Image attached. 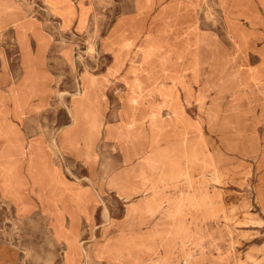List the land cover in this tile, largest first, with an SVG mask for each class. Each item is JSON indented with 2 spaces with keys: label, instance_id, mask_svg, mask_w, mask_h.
I'll return each instance as SVG.
<instances>
[{
  "label": "rangeland",
  "instance_id": "obj_1",
  "mask_svg": "<svg viewBox=\"0 0 264 264\" xmlns=\"http://www.w3.org/2000/svg\"><path fill=\"white\" fill-rule=\"evenodd\" d=\"M255 2L97 0L89 19L86 0L28 1L67 62L50 70L65 100L56 94L35 114L45 89L36 70L11 82V32L22 48L40 24L0 0L10 74L0 75V264H264V0ZM71 29L86 31L61 32ZM100 46L122 83L109 90L119 100L106 110L113 143L99 133ZM68 108L84 146L72 171L56 149ZM84 164L89 178L76 171ZM152 196L159 204L147 207Z\"/></svg>",
  "mask_w": 264,
  "mask_h": 264
},
{
  "label": "crops",
  "instance_id": "obj_2",
  "mask_svg": "<svg viewBox=\"0 0 264 264\" xmlns=\"http://www.w3.org/2000/svg\"><path fill=\"white\" fill-rule=\"evenodd\" d=\"M11 2H13L14 4L18 5L22 14L25 15L27 17V19L29 18L27 15V6H28V1L30 0H10ZM74 3H76L79 0H71ZM89 4H90V12H89V16L88 18L90 19V16L92 14V11L94 9V5H96V1L97 0H86ZM135 2L136 0H132V2ZM169 0H164V3L168 2ZM235 2L238 3V0H233ZM256 0H254L255 2ZM138 3H140V0H137ZM145 3V0H143V3ZM256 3V2H255ZM263 13H264V9H263ZM48 15V13H47ZM254 15L256 16L257 13H254ZM130 17H134V15H131ZM121 18H129V13L128 14H123L121 16ZM29 19H38L39 21V26H40V31L39 34L36 35V37L34 36V34H32L30 31L26 32V38H27V46L25 47H20L17 43L16 37L14 36V34L11 32V38L14 41V47H13V51H11V53L13 52L15 54V69L17 71H19V73L17 74V78L14 81H11L13 83H17L22 75H23V70H36L39 72L41 79L38 81V84L40 87H43L45 89V94L42 96L43 98H45L46 100V105L45 107L37 110L35 112L38 113L40 111H44L47 108V103H49L51 100H53V96L56 94H60V96H64L61 93H59V89L58 88V84H56L55 82V78H54V74L52 72H50V70L53 69H63L66 60L65 57L63 55L64 51L62 50L61 52L59 51V49L57 47H55L54 45H52L53 43V38L54 35H52L50 33V31L46 30L43 28V20L42 18H29ZM88 19V21H89ZM84 31H86L85 29L82 30L81 32L75 31V30H66V31H61L64 33H71L73 35H77L79 36L80 34H82ZM1 38V37H0ZM37 38L39 40H37ZM12 49V48H11ZM132 49V47L130 48ZM100 50V54L104 55L106 57V61H104L103 66L101 67V72L99 73L101 80H104V84L105 87H102V94H101V102L103 103L102 105V109L100 111H98V118L99 121L100 119H102L101 123L99 125H101L102 127H100V131L99 133L102 135L104 141H106V143H113L108 139H105V134L106 131L105 129L107 128L108 125L112 124L113 122H109L106 121V110L108 108L109 105H111V103L113 101L115 102H119L118 97H114L113 94L109 93V90L112 89L113 83H120L122 85L121 82H119L118 80L114 79L111 75H109L108 71L112 70V66H113V61L111 58V53H109L107 50H103L101 46L99 47ZM102 51V52H101ZM138 52V51H137ZM3 53V49L1 48L0 45V55ZM140 52H138L139 54ZM129 54V52H128ZM108 58V60H107ZM130 61H124L123 63H121L120 66H116V68L123 70L129 69ZM8 74L7 70H6V63L4 61V58H2L0 56V75H4V74ZM122 75V73L120 74ZM9 78H10V74H8ZM42 76L44 77V79H42ZM96 83H100L98 81V78L95 77L94 78ZM11 83L8 82L6 83V85H10ZM1 90L5 91V84H1ZM108 91V92H107ZM73 98L76 97V95H71ZM41 97V98H42ZM64 99V97H63ZM65 100V99H64ZM33 102L38 101L36 98L32 99ZM69 102H71V100H68ZM71 105H69L70 107ZM60 113V115H59ZM58 113V116H63V117H67V119H69L67 121L66 124L63 123L62 129L60 130V137L57 138V142H56V149L58 150L59 155L62 157L63 159V164L67 169L71 170L75 167V165L81 160H78L76 157V151H81L83 150L82 148H84L83 143H82V137H81V133L78 130V127H75V121L73 119V113H72V109L68 108V111L66 114L64 111H60ZM96 133V132H95ZM98 134V132H97ZM96 136V135H95ZM66 137H68L67 140ZM96 140V137H95ZM71 141V143H70ZM78 154V153H77ZM82 163V162H81ZM82 166V165H81ZM72 167V168H70ZM76 170V169H75ZM79 175H82V177L85 178H89L90 177V172H89V167L87 164H84L82 166V169L80 170L78 168V170H76ZM65 173H67L65 171ZM74 174V172H72ZM68 175V174H66ZM96 179L94 181H97V175L95 174ZM107 179V178H106ZM66 182H68L69 184L72 183L73 186L75 185V183L77 182V179H73L72 177L70 178H65ZM64 180V181H65ZM99 181V180H98ZM68 186V185H66ZM69 187V186H68ZM75 188V186L73 187ZM2 197V195H1ZM138 261H135V259H123V260H119V262H122L124 264H135L138 263L139 261H144V259H136ZM114 262V261H113Z\"/></svg>",
  "mask_w": 264,
  "mask_h": 264
},
{
  "label": "bare ground",
  "instance_id": "obj_3",
  "mask_svg": "<svg viewBox=\"0 0 264 264\" xmlns=\"http://www.w3.org/2000/svg\"><path fill=\"white\" fill-rule=\"evenodd\" d=\"M157 198L158 197H156V196H152L151 198L143 199L142 201L145 202V205L147 207H153L152 205H155V207H156V205L158 206V204H159L158 203L159 200ZM131 209L128 208L127 213H131V211H130Z\"/></svg>",
  "mask_w": 264,
  "mask_h": 264
}]
</instances>
